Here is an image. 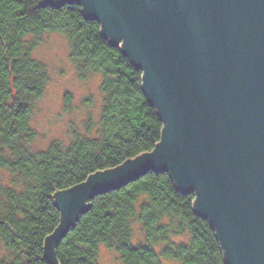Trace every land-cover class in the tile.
<instances>
[{
    "label": "trees",
    "instance_id": "trees-1",
    "mask_svg": "<svg viewBox=\"0 0 264 264\" xmlns=\"http://www.w3.org/2000/svg\"><path fill=\"white\" fill-rule=\"evenodd\" d=\"M45 32L68 40L81 74L101 75L103 104L94 133L37 151L30 146L36 135L30 118L48 73L32 50ZM100 32L76 2L54 8L42 0H0V169L10 176L0 182V241L11 253L0 264H51L45 239L61 217L53 194L152 151L161 139L164 123L142 90V72ZM194 199L167 171H149L99 194L57 243L56 264H99L100 244L123 264H226L215 231L193 210ZM135 221L143 230L140 243L132 242Z\"/></svg>",
    "mask_w": 264,
    "mask_h": 264
},
{
    "label": "water",
    "instance_id": "water-1",
    "mask_svg": "<svg viewBox=\"0 0 264 264\" xmlns=\"http://www.w3.org/2000/svg\"><path fill=\"white\" fill-rule=\"evenodd\" d=\"M82 6L142 72L164 123L150 152L53 194L60 223L44 256L90 200L167 171L219 240L226 264H264V0H42Z\"/></svg>",
    "mask_w": 264,
    "mask_h": 264
},
{
    "label": "rangeland",
    "instance_id": "rangeland-1",
    "mask_svg": "<svg viewBox=\"0 0 264 264\" xmlns=\"http://www.w3.org/2000/svg\"><path fill=\"white\" fill-rule=\"evenodd\" d=\"M68 40L58 32H45L32 50L34 59L47 69L48 80L42 95L35 100L30 126L36 135L30 146L45 150L53 141L68 145L76 134L95 131L103 104L101 75L88 71L81 74L70 60ZM93 124V126H91ZM9 174L0 169V182L7 183ZM132 242L143 240L138 222L132 223ZM173 240H179L172 237ZM11 253L0 241V258ZM99 264H123L119 254L104 244L98 247Z\"/></svg>",
    "mask_w": 264,
    "mask_h": 264
}]
</instances>
